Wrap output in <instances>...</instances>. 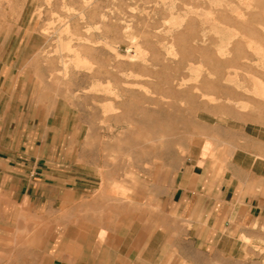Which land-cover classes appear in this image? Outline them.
Listing matches in <instances>:
<instances>
[{
	"label": "rangeland",
	"instance_id": "1",
	"mask_svg": "<svg viewBox=\"0 0 264 264\" xmlns=\"http://www.w3.org/2000/svg\"><path fill=\"white\" fill-rule=\"evenodd\" d=\"M0 5V65L27 68L41 103L71 132L73 174L89 190L118 193L121 207L133 185L157 190L193 156L227 163L264 140V0ZM75 53L87 64L77 66ZM184 249L196 263L163 264H264L260 233L231 255Z\"/></svg>",
	"mask_w": 264,
	"mask_h": 264
},
{
	"label": "crops",
	"instance_id": "2",
	"mask_svg": "<svg viewBox=\"0 0 264 264\" xmlns=\"http://www.w3.org/2000/svg\"><path fill=\"white\" fill-rule=\"evenodd\" d=\"M41 103L27 68L0 65V264L196 263L264 234V140L213 163L193 156L121 207L72 168L71 132ZM70 152V153H69ZM140 183V181H138Z\"/></svg>",
	"mask_w": 264,
	"mask_h": 264
},
{
	"label": "bare ground",
	"instance_id": "3",
	"mask_svg": "<svg viewBox=\"0 0 264 264\" xmlns=\"http://www.w3.org/2000/svg\"><path fill=\"white\" fill-rule=\"evenodd\" d=\"M3 1V0H2ZM247 1H249V0H247ZM244 2H245V0H244ZM249 3V2H248ZM245 4V3H244ZM1 6V5H0ZM246 6V5H245ZM0 10L2 11V9H1V7H0ZM255 11V10H254ZM253 11V12H254ZM190 12V11H189ZM201 12V11H200ZM191 13V12H190ZM194 13V12H193ZM0 15L2 16V14L0 13ZM5 17V16H4ZM199 17V16H198ZM209 18V17H208ZM177 20V19H176ZM209 20V19H208ZM207 21V20H206ZM210 21V20H209ZM201 22V21H200ZM182 23V20L180 21V23L179 24H181ZM175 28V27H174ZM169 33V32H168ZM134 39V38H133ZM135 40V39H134ZM134 43H136V42H134ZM226 46V45H225ZM64 48L65 49H70V47H69V44H66V45H64ZM136 49H137V53L138 54H140L141 55V58H142V56H144L145 55V53L143 52V50L137 45L136 46ZM220 49H221V47H220ZM224 49V52H225V48H223ZM223 49H221L222 51H223ZM224 52H222V56H224L225 57V55H223L224 54ZM74 53V52H73ZM221 52H220V50H219V53L218 54H220ZM135 54V53H134ZM262 54L264 55V52H262ZM221 55V54H220ZM219 55V56H220ZM74 56H75V58H74V61H75V63L77 64V66L78 65H80L79 63H81V62H83V64L85 65V64H87V60L86 59H81V57H80V55L78 54V53H75L74 54ZM218 56V57H219ZM221 56V57H222ZM128 57V56H127ZM131 57V56H130ZM139 57V56H138ZM145 57V56H144ZM144 57H143V59H144ZM126 58V57H125ZM135 58V57H134ZM128 59V58H127ZM133 59V58H132ZM137 60L139 59V61H140V57L139 58H136ZM135 59V60H136ZM263 59V58H262ZM129 60H131V59H129ZM134 60V61H135ZM78 61H79V63H78ZM81 61V62H80ZM263 61H264V59H263ZM82 64V63H81ZM83 65V66H84ZM210 77V76H209ZM213 77V76H212ZM217 80V79H216ZM181 86H182V83H181ZM197 86H198V84H197ZM135 88H137V87H135ZM139 88V87H138ZM140 89V88H139ZM181 89V88H180ZM179 89V90H180ZM143 90V89H142ZM195 96V95H194Z\"/></svg>",
	"mask_w": 264,
	"mask_h": 264
}]
</instances>
